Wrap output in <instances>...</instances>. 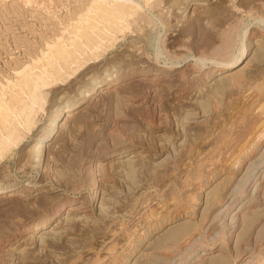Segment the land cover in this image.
<instances>
[{
	"label": "rangeland",
	"instance_id": "374dc122",
	"mask_svg": "<svg viewBox=\"0 0 264 264\" xmlns=\"http://www.w3.org/2000/svg\"><path fill=\"white\" fill-rule=\"evenodd\" d=\"M134 2L138 13L113 32L97 21L99 0H0L1 93L55 44L80 38L84 18L105 36L93 32L98 42L76 49L38 88L39 102L16 89L15 111L30 105L33 118L0 158V182L21 186L0 195V264H171L204 251L188 264H252L264 255V176L247 186L264 171V0ZM246 44L250 60L221 89L229 71L212 69ZM98 78L119 81L86 101ZM77 100L74 118L58 115L47 160L34 163L42 127ZM46 217L45 233L29 228ZM220 247L222 262L207 253Z\"/></svg>",
	"mask_w": 264,
	"mask_h": 264
},
{
	"label": "bare ground",
	"instance_id": "6f19581e",
	"mask_svg": "<svg viewBox=\"0 0 264 264\" xmlns=\"http://www.w3.org/2000/svg\"><path fill=\"white\" fill-rule=\"evenodd\" d=\"M114 1H116V3L112 2V0H109L107 2H104V0H99V6L97 8H95L94 10L96 11L97 16H98L97 17V21L102 22L104 27H106L107 29H110L113 32H120L125 27V26L121 25V23H123L122 20L123 19L127 20L130 16H134L136 13H138L139 10H138V6L137 5L136 6H131L130 5V3L134 2V0H114ZM135 3L136 2H134V4ZM109 4H112L113 6L115 5L116 8H114V10H109V8H110L108 6ZM126 4H128V5H126ZM199 12L204 13V12H206V10H199ZM139 17L140 16H138V18ZM1 20L4 21L5 17L1 16L0 17V21ZM84 21L86 22V26L87 27L86 26H83V27L80 26L82 28L81 31L78 30L76 32L77 35H80V38L71 37L70 40L67 42L69 47L65 46V44H55V48H50L49 49V51H48L49 54L46 57V60H44L41 63L33 64V65H35V68H37L39 70L31 71L27 67H25L23 69L24 70L23 73L20 74V76H18V79L15 81V83H11L10 81H7V87L8 88H6L4 85H2L3 92L2 93L0 92V158L3 157L4 154H7V151L12 148V145H15L19 141V139H20L19 134L21 133V129L29 126L31 121H32V118H33V116H32L33 107L30 106V105H26V106L20 107V112L19 113H17L15 111L14 104L16 103V101H14V100H15V95L17 94V92H16L17 90L16 89L17 88L21 89V91L18 92V93L21 94V96H22V93L25 92L26 96L28 97V101L27 102H31V101L32 102H39L40 96H39L38 88H42V87L46 86L47 84H49L50 82L56 81L58 79L57 76H61L60 68H68L72 62L76 61V49H78L79 51H83L82 46H85V45L86 46H91V45L96 44V42H98V39L96 38V36H94L93 32L97 33L102 38H105V36L100 32V30L103 29V26L101 28V25L99 26V25L95 24L96 22L93 21V20H90V18H84ZM15 24H17V23H15ZM126 26H128V25H126ZM89 29H92V30H89ZM78 32H79V34H78ZM257 43H258V40H256L255 44H257ZM248 44L245 45V47L243 48L242 53L239 56H237L235 58L233 57V59H231V60L228 59L229 61L225 60L226 58H224L223 61L225 60V62H221L220 63L221 64L220 67H216V69H212L213 70L212 73H222V72H228L229 71L227 74L230 75V76H228L227 78H224L225 75H223L221 77V89L225 85L226 82H228V81L232 82L233 81L234 76L240 73V71L243 68V65L240 68H238V67L242 63L244 64L245 61H247V60L249 61L250 60L251 56L248 58V54L249 53L247 51H246V54L244 53V51L248 47ZM258 50H259V48H255L254 49V53L257 52ZM255 56H257V55H253L252 58H254ZM259 56H258V58H259ZM242 57H244V58H242ZM115 78L114 79L113 78L107 79L106 81L105 80L103 81V79H100V78H98V80L95 79L94 83H92V85H91L90 92H88V95L86 94V95L83 96L84 99H85V97H86V101L89 100V99H92V95L94 93L100 91L102 88L104 89V87H113L114 85H116L118 83V81H119L118 80L119 78L118 79H115ZM159 78H160L159 76L154 75L149 80H155V79L157 80ZM61 79L63 80V78H61ZM217 79H219V78H217ZM17 102H19V100ZM59 103H61V102H59ZM82 104H83V101L81 102V101L77 100V101H75L73 103H69V106H68V108L66 110H63V107L61 105H59L54 110L56 112V114L54 116H52L51 119L49 120V122H47L42 127V134H41L40 137L37 138V140H36L37 142H36L35 148L30 152L29 157H34V159H35L34 163L40 165V163H43V162H45V160H47V158H46L47 155L45 154V150L47 148V145L45 144V142L47 140V137L50 135V133L54 129V127L56 128L59 125V123H57L58 115H60L61 112H62L63 113L62 114L63 118H61L62 123L65 122V121L68 122L70 119L75 117L74 114H73L74 111L76 109H78V107L81 106ZM21 114L23 115V117L21 116ZM8 116H10V117H8ZM225 142H226V140H225ZM138 151H139V149H138ZM128 153H129L128 150H123V151L116 152L113 155L115 157H122L124 155H127ZM263 153H264V151H263ZM49 159L51 160V158H49ZM51 164H52V162L50 161L49 166H48L49 168L51 167L50 166ZM253 165H254V163H253ZM263 176H264V171H259V173H258V171L254 172L253 175H252V178L248 182L247 186L250 185L251 183H255L256 179H258L260 177H263ZM261 182H260L259 186L261 185ZM18 185L16 184V182H14V180L13 181L12 180H3V181H1L0 182V195L1 194H7V193L8 194H13L15 192V190H17L19 187H21V186H18ZM255 186L256 185L254 184V187ZM252 189H254V188H252ZM241 190H240V192H241ZM226 197L227 196L222 197V200L224 201V203H226V201L228 199ZM253 198H251L250 201L247 199V201H249V204L254 201ZM220 202H221V197H220ZM233 202L234 201L230 200V202L225 205L224 209H220L219 212H218L219 213L218 216L221 215L222 211L223 212L228 211V209L233 206ZM245 202H246V200H245ZM246 205H247L246 203L240 202L238 207L240 206L239 209H242V207H248ZM238 211H236V213L234 214V218H237V219L234 220L235 222L240 217H243V214L242 215L239 214ZM245 212H248V211L245 210ZM235 215H237V216L235 217ZM245 217H247V216H245ZM49 219L46 217L45 220L44 219L43 220L40 219L41 221L40 220L34 221L33 223L29 224V228L32 229V230H35V231L39 230V232H41V233H45L46 231H48V230H44V229H46L48 227L47 223H48ZM229 223H231V222H229ZM233 227H235V226H233ZM52 229H53V227H52ZM244 250H245V248H244ZM220 251H221V247L216 250L217 253H215L213 251H210V252H207V253H212V256H216V260L221 261L225 257H224V255H222L220 253ZM204 252L203 253L200 252V254H199V252H196L195 254L190 255L189 259H185V260L183 259V261H178L177 260V262H173L171 264H188L191 260L197 259V257L194 258L195 256H199V255L205 254ZM197 260H200V259L198 258ZM251 262H252V264H264V255L262 254L261 257H258L256 259H252Z\"/></svg>",
	"mask_w": 264,
	"mask_h": 264
}]
</instances>
